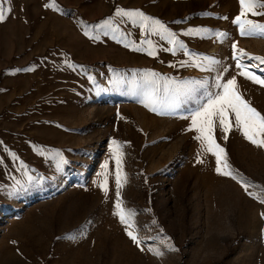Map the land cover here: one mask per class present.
Returning <instances> with one entry per match:
<instances>
[{
    "label": "rangeland",
    "instance_id": "1",
    "mask_svg": "<svg viewBox=\"0 0 264 264\" xmlns=\"http://www.w3.org/2000/svg\"><path fill=\"white\" fill-rule=\"evenodd\" d=\"M117 7L159 19L189 53L218 63L202 70L194 56L173 55L166 39L116 16ZM0 9V264H264V148L234 116L225 140L217 120L232 176L219 174L188 130L186 109L196 103L158 114L135 88L152 71L202 81L205 96L220 91L218 75L220 83L235 77L264 115V86L239 75L233 55L236 43L264 78V64L248 58H264V37L241 36L233 23L239 0H0ZM113 140L122 152L120 201L139 244L114 214ZM57 152L67 161L59 169Z\"/></svg>",
    "mask_w": 264,
    "mask_h": 264
},
{
    "label": "snow or ice",
    "instance_id": "2",
    "mask_svg": "<svg viewBox=\"0 0 264 264\" xmlns=\"http://www.w3.org/2000/svg\"><path fill=\"white\" fill-rule=\"evenodd\" d=\"M240 12L235 17L233 23L239 28V33L241 36H262L264 37V23H259L252 17L264 16V0H239ZM49 5H46L48 7ZM55 7V5H51ZM11 11V9H9ZM115 15L121 18H127L133 25L137 23L142 30L157 32L161 39H166L167 42L172 45L171 48L166 49L172 52L173 55L176 54L177 50H182L185 55H192L195 59L192 61L197 68L202 70L210 68L211 64L218 63L212 58L201 57L194 53H189L186 46L176 38L177 34L170 31L159 19L153 18L146 15L140 10H125L123 8L117 7L115 9ZM5 20L4 11L0 9V22ZM111 18L103 21V26L111 27ZM114 31L116 29H113ZM203 30H193L188 29L184 35H192ZM87 35V33H85ZM220 36H226V33L219 34ZM142 44L144 41L141 42ZM151 44V41H147ZM127 46V45H126ZM233 55L236 59V67L240 69L239 75L245 77L264 86V78H261L255 73L249 71L250 65L244 64L242 62V57L247 54L242 49H238L236 43L232 44ZM134 50L141 51L142 48H136ZM148 54L154 56L155 52L151 49L148 50ZM250 60L254 59L264 64V58L248 57ZM181 66H184L187 61H181ZM218 83L216 87L220 89L215 93H207L205 96H201L198 89L204 88V82L202 81H191L183 80L179 81L175 78H169L160 76L156 72H145L143 79L141 81L135 82V88L137 94L141 96L140 102L149 108L154 113L163 114L169 110H175L181 105L193 101L196 103L195 108L186 109L190 113L191 124L189 131H194L196 140L201 142V145L205 147L207 152L212 153L216 158V172L226 176H232L229 168L225 149L222 148L215 140L214 128L216 121L218 120L219 126L224 134V139L226 140L227 134L233 127L230 121V116H234L235 127L242 132L243 136L249 140L252 144L264 148V115H261L256 108L252 107L239 93L236 78L233 77L228 79L226 83H220V77L217 76ZM201 100L206 102L201 103ZM111 151L116 163V196L117 202L115 205L116 212L114 213L119 217L122 224H125L127 235L132 239L133 242L139 244L140 241L138 237L131 231L130 223V213L126 212L122 207L120 201L119 189L122 187V176H121V164H122V152L121 145L113 140L111 142ZM56 155L60 157L57 164L59 169L60 164L67 163L60 153L57 152ZM202 163V161H199ZM105 171L102 175L105 176L104 182L100 185L102 190L107 193V161L101 166ZM235 178V177H233ZM247 190V185H244ZM264 191V189H262ZM251 195V193H249ZM264 203V199L260 200ZM264 216V213L261 214ZM175 250V249H172ZM159 254V253H157Z\"/></svg>",
    "mask_w": 264,
    "mask_h": 264
}]
</instances>
